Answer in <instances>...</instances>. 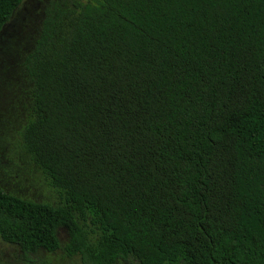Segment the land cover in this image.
Returning <instances> with one entry per match:
<instances>
[{
  "label": "trees",
  "instance_id": "obj_1",
  "mask_svg": "<svg viewBox=\"0 0 264 264\" xmlns=\"http://www.w3.org/2000/svg\"><path fill=\"white\" fill-rule=\"evenodd\" d=\"M22 67L20 145L62 200L0 189L25 261L64 229L80 264H264V0H51Z\"/></svg>",
  "mask_w": 264,
  "mask_h": 264
},
{
  "label": "rangeland",
  "instance_id": "obj_2",
  "mask_svg": "<svg viewBox=\"0 0 264 264\" xmlns=\"http://www.w3.org/2000/svg\"><path fill=\"white\" fill-rule=\"evenodd\" d=\"M51 0H22L0 30V189L33 202L58 205L61 198L43 174L24 154L19 139L30 116V84L22 63L36 38L40 22ZM59 249L42 251L25 261L14 245L0 240V264H80L64 255V229L57 231ZM136 264L134 258L114 264ZM176 264H182L181 262Z\"/></svg>",
  "mask_w": 264,
  "mask_h": 264
}]
</instances>
